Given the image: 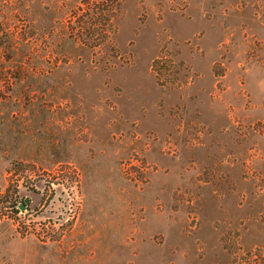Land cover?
<instances>
[{"label": "rangeland", "instance_id": "374dc122", "mask_svg": "<svg viewBox=\"0 0 264 264\" xmlns=\"http://www.w3.org/2000/svg\"><path fill=\"white\" fill-rule=\"evenodd\" d=\"M0 54V264H264V0H0Z\"/></svg>", "mask_w": 264, "mask_h": 264}, {"label": "trees", "instance_id": "16d2710c", "mask_svg": "<svg viewBox=\"0 0 264 264\" xmlns=\"http://www.w3.org/2000/svg\"><path fill=\"white\" fill-rule=\"evenodd\" d=\"M97 7V6H96ZM109 10L105 6H99L98 8H91L90 9V14L87 15V20L81 21V29H86L90 31L91 36L96 34V20L102 16L103 14H106ZM93 39V37H91ZM90 38L89 41L92 39ZM77 42V40H76ZM86 42V41H85ZM1 57H3V54H0V61ZM8 61H10V65L8 66L11 70H15L17 72V76H14L18 78L20 81L26 80V77L28 75V72L32 69V67L29 65L30 62L33 61V57L31 53H15L13 55L8 56ZM0 75L1 77L10 82L11 78H13V73L7 71L6 67L0 65ZM14 84V83H13ZM10 84V85H13ZM27 92V91H26ZM16 201H8V200H3L0 202V217L3 218L7 216V212H9V208H13L16 206Z\"/></svg>", "mask_w": 264, "mask_h": 264}]
</instances>
